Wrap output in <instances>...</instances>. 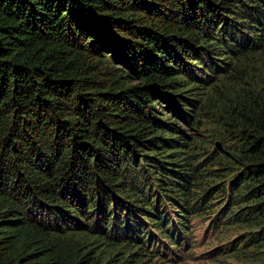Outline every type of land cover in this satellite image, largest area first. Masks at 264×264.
Segmentation results:
<instances>
[{
	"label": "trees",
	"instance_id": "obj_1",
	"mask_svg": "<svg viewBox=\"0 0 264 264\" xmlns=\"http://www.w3.org/2000/svg\"><path fill=\"white\" fill-rule=\"evenodd\" d=\"M206 217L264 264V0H0V264L171 258Z\"/></svg>",
	"mask_w": 264,
	"mask_h": 264
},
{
	"label": "rangeland",
	"instance_id": "obj_2",
	"mask_svg": "<svg viewBox=\"0 0 264 264\" xmlns=\"http://www.w3.org/2000/svg\"><path fill=\"white\" fill-rule=\"evenodd\" d=\"M211 222L212 220L206 217L191 223L189 238L181 246L183 250L179 256L171 258L164 256L158 259L149 253L147 257H143L141 256L143 252L135 249L105 246L104 252L100 255L101 260L103 264H250L242 260L238 261L227 253L221 256L215 255L227 250V242L236 240L240 232L233 230L218 235Z\"/></svg>",
	"mask_w": 264,
	"mask_h": 264
}]
</instances>
